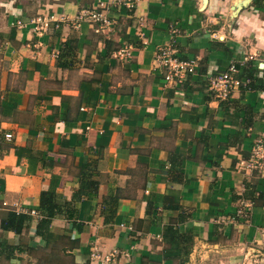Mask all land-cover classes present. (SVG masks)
I'll list each match as a JSON object with an SVG mask.
<instances>
[{
    "label": "crops",
    "instance_id": "0c3cea01",
    "mask_svg": "<svg viewBox=\"0 0 264 264\" xmlns=\"http://www.w3.org/2000/svg\"><path fill=\"white\" fill-rule=\"evenodd\" d=\"M98 7L109 30L76 20ZM166 44L198 70L167 82ZM234 60L258 87L218 100ZM263 133L264 0H0V264H264V174L239 167Z\"/></svg>",
    "mask_w": 264,
    "mask_h": 264
},
{
    "label": "built area",
    "instance_id": "2783aa9c",
    "mask_svg": "<svg viewBox=\"0 0 264 264\" xmlns=\"http://www.w3.org/2000/svg\"><path fill=\"white\" fill-rule=\"evenodd\" d=\"M125 4L131 9L134 7V2L132 1H128ZM100 6H103V3H101ZM102 10L103 8L100 7L84 10L78 15L76 20L88 18L94 23L99 24L103 30H109L113 21ZM53 21L57 22L58 20H54L52 16L38 15L31 18L28 24L39 36L50 30ZM61 21H65V19L62 18ZM15 25L19 29H22L27 23L18 19ZM55 27L58 28L59 24L56 23ZM55 54L57 55L58 52L56 51ZM113 55L120 60L130 59L133 55V47L121 46L113 52ZM154 61L157 68L165 71V80L167 82H182L188 75L195 73L199 67L198 57L182 59L176 50L167 44L159 47L155 54ZM240 65L242 64H238V61L234 60L230 62V66L227 70L213 74L210 73L208 75L207 81L209 90L218 100H228L234 89L251 84V78L240 79L236 76V74L241 72L243 65ZM6 139L11 140L12 134H6ZM239 167L250 173L257 172L259 174H264V133L260 138L255 140L250 150L249 157L247 159H242L239 162ZM250 206L251 202L240 200L236 215L245 217ZM16 208L17 215H21L22 213L37 214L36 210Z\"/></svg>",
    "mask_w": 264,
    "mask_h": 264
},
{
    "label": "trees",
    "instance_id": "16d2710c",
    "mask_svg": "<svg viewBox=\"0 0 264 264\" xmlns=\"http://www.w3.org/2000/svg\"><path fill=\"white\" fill-rule=\"evenodd\" d=\"M70 48L72 50L74 49V47L71 46V45H70ZM251 80H252L251 81V84H249L250 85V88H253L254 89V88L258 87L256 85V82L257 81L255 79H251ZM246 191H247V188H246L245 192L242 195H240L241 200H250V199H253L254 198L253 196L247 195V194H249L248 193L249 191L247 193H246ZM48 194H49L48 191H44L42 193V199H41V205H40L42 209H47V197H48ZM184 213H185V211H184ZM18 217H20V215H18ZM184 219H186V218L180 215L179 222H183ZM51 223H52V220L51 219H49V218H42L39 221V223H38L37 233H39V232L42 233L43 230L48 229L50 227ZM13 228L16 229V227H13ZM172 229L174 230V235H173V237L171 239L170 246L177 245L174 248H177L178 247V250H179V248L181 249L183 243L185 244L186 242H189L190 245H191V247H192L193 241H194V235H192V234H179V232H177V230H175L174 228H172ZM190 249L191 248L185 249V255H188L190 253Z\"/></svg>",
    "mask_w": 264,
    "mask_h": 264
},
{
    "label": "rangeland",
    "instance_id": "374dc122",
    "mask_svg": "<svg viewBox=\"0 0 264 264\" xmlns=\"http://www.w3.org/2000/svg\"><path fill=\"white\" fill-rule=\"evenodd\" d=\"M262 250V252L264 253V249H261ZM259 257H257L256 259H258ZM255 259V258H254Z\"/></svg>",
    "mask_w": 264,
    "mask_h": 264
},
{
    "label": "water",
    "instance_id": "95a60500",
    "mask_svg": "<svg viewBox=\"0 0 264 264\" xmlns=\"http://www.w3.org/2000/svg\"><path fill=\"white\" fill-rule=\"evenodd\" d=\"M207 2V0H205V3Z\"/></svg>",
    "mask_w": 264,
    "mask_h": 264
}]
</instances>
